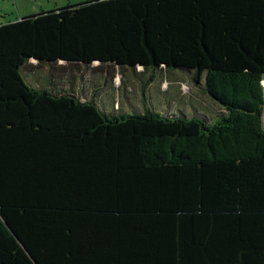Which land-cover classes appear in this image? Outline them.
I'll return each instance as SVG.
<instances>
[{"label": "trees", "instance_id": "trees-1", "mask_svg": "<svg viewBox=\"0 0 264 264\" xmlns=\"http://www.w3.org/2000/svg\"><path fill=\"white\" fill-rule=\"evenodd\" d=\"M32 60L145 85L180 69L225 112L110 117L29 85ZM263 117L264 0H86L0 25V264H264Z\"/></svg>", "mask_w": 264, "mask_h": 264}, {"label": "rangeland", "instance_id": "rangeland-1", "mask_svg": "<svg viewBox=\"0 0 264 264\" xmlns=\"http://www.w3.org/2000/svg\"><path fill=\"white\" fill-rule=\"evenodd\" d=\"M81 1L86 0H0V20L5 19L2 23L13 22ZM31 62L34 65L30 63L23 75L29 85L66 91L82 101L93 98L98 108L110 117L119 113L142 112L147 106L165 116L193 118L200 114L214 124L220 119L217 116L225 112L207 95L203 80L196 81L193 74L180 69L161 70L153 83L145 85L150 72H144L142 68L135 72L111 69L108 75V67L95 71L96 65L76 67L65 62L55 65Z\"/></svg>", "mask_w": 264, "mask_h": 264}, {"label": "crops", "instance_id": "crops-1", "mask_svg": "<svg viewBox=\"0 0 264 264\" xmlns=\"http://www.w3.org/2000/svg\"><path fill=\"white\" fill-rule=\"evenodd\" d=\"M82 2H84V1H81L80 3H82ZM77 4H78V3H77ZM2 17L4 18V16H3V15H2ZM20 19H21V18H20ZM1 20H2V21H1ZM1 20H0V25L6 24V23H2V22H3V20H5V19H1ZM18 20H19V19H18ZM16 21H17V20H16ZM10 22H12V21H10ZM10 22H9V23H10ZM13 22H14V21H13Z\"/></svg>", "mask_w": 264, "mask_h": 264}]
</instances>
